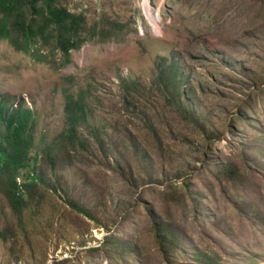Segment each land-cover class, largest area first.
<instances>
[{"label":"rangeland","instance_id":"rangeland-1","mask_svg":"<svg viewBox=\"0 0 264 264\" xmlns=\"http://www.w3.org/2000/svg\"><path fill=\"white\" fill-rule=\"evenodd\" d=\"M147 1L158 27L145 0H61L88 27L66 65L0 39V105L35 123L18 180L48 184L18 212L0 181V264H170L154 222L172 264H264V0Z\"/></svg>","mask_w":264,"mask_h":264},{"label":"trees","instance_id":"trees-1","mask_svg":"<svg viewBox=\"0 0 264 264\" xmlns=\"http://www.w3.org/2000/svg\"><path fill=\"white\" fill-rule=\"evenodd\" d=\"M60 1L0 0V39H9L17 50L40 60L45 57L34 47L40 43H51L53 49L61 51L62 63L68 64L72 50L79 49L87 39V17L84 12H72ZM66 116L67 134L74 139L78 127L88 118L86 107L74 97H70ZM0 118L3 120V130H0V181L4 182L13 207L21 212L27 202L26 189L37 181L48 185L32 173H28V178L23 182L18 180L20 170L29 166L31 160L35 126L33 113L30 108L18 107L8 110L0 105ZM68 203L75 210L85 213L77 202L68 200ZM154 223L160 248L167 262L172 264V251L179 249L180 239L170 228L158 222ZM114 240L113 237L110 244L112 250L119 247Z\"/></svg>","mask_w":264,"mask_h":264},{"label":"bare ground","instance_id":"bare-ground-1","mask_svg":"<svg viewBox=\"0 0 264 264\" xmlns=\"http://www.w3.org/2000/svg\"><path fill=\"white\" fill-rule=\"evenodd\" d=\"M145 5H146L147 15H148L149 20L153 23V25H154L155 27H158V21H159V19H158L157 16H153V15H152V13H151V11H150V9H149L148 1H147V0H145Z\"/></svg>","mask_w":264,"mask_h":264}]
</instances>
